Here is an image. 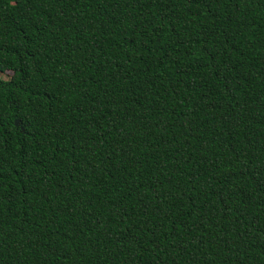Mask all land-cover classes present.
Segmentation results:
<instances>
[{
  "label": "trees",
  "instance_id": "trees-1",
  "mask_svg": "<svg viewBox=\"0 0 264 264\" xmlns=\"http://www.w3.org/2000/svg\"><path fill=\"white\" fill-rule=\"evenodd\" d=\"M0 264H264V0H0Z\"/></svg>",
  "mask_w": 264,
  "mask_h": 264
},
{
  "label": "rangeland",
  "instance_id": "rangeland-1",
  "mask_svg": "<svg viewBox=\"0 0 264 264\" xmlns=\"http://www.w3.org/2000/svg\"><path fill=\"white\" fill-rule=\"evenodd\" d=\"M10 74H11L10 71H7V70L6 71H2V72H0V78L1 79H7Z\"/></svg>",
  "mask_w": 264,
  "mask_h": 264
}]
</instances>
